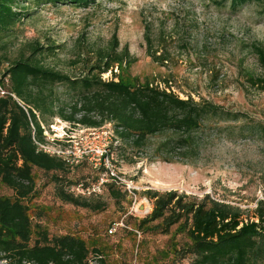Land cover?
Wrapping results in <instances>:
<instances>
[{"label": "rangeland", "instance_id": "1", "mask_svg": "<svg viewBox=\"0 0 264 264\" xmlns=\"http://www.w3.org/2000/svg\"><path fill=\"white\" fill-rule=\"evenodd\" d=\"M218 1L92 0L88 7H76L69 2L18 0L16 8L28 10L29 15L15 27L8 48L10 58L18 54L21 43L30 40L41 45L62 44L63 51L46 58L45 63L79 75L86 65L84 60L93 58L92 50L105 46L116 34L119 48L127 46L135 59L125 71L129 76H154L160 87L168 84L181 98H204L245 116L199 128L194 132L197 153L184 162L167 163L153 156L160 136L151 137L143 150L132 152L136 155L110 148L113 160L107 165L120 172L131 192L125 200H116L101 189L91 199L102 204L98 211L61 201L53 184L39 173L37 192L30 202L33 220L43 223L51 233H73L92 245L97 243L104 261L91 255L89 264H151L152 255L166 249L169 235L132 233L134 219L151 211V202L142 197L147 189L177 190L197 199L208 194L241 208L244 219L253 218L257 201L264 200V142L257 130L264 124V91L251 86L245 76L246 70L261 73L252 44L264 47V0L236 10L228 2ZM145 29L156 55L164 54L166 60L153 61L147 55ZM113 72L118 73L119 68ZM102 78H112V72L103 73ZM55 92L58 102L69 101L62 87L57 86ZM50 124L44 125V133L59 140L50 147L79 155L80 163L70 177L82 182L96 177L95 163L102 162V158L97 159L101 150L120 146L108 122L96 128L73 127L54 117ZM141 204L145 210L139 209ZM159 261L188 264L187 258L174 256Z\"/></svg>", "mask_w": 264, "mask_h": 264}, {"label": "trees", "instance_id": "2", "mask_svg": "<svg viewBox=\"0 0 264 264\" xmlns=\"http://www.w3.org/2000/svg\"><path fill=\"white\" fill-rule=\"evenodd\" d=\"M45 1L69 2L76 7H88L92 2ZM261 1L216 3L228 2L236 10L246 3ZM17 5L18 0H0V261L89 264V257L95 255L103 262L97 243L92 245L73 233H51L43 223L33 220L30 202L37 192V178L39 173L46 176L61 201L96 211L103 206L91 199L101 189L105 188L116 200H125L129 194L126 185L110 174L103 161L92 182L71 178L70 173L80 160L69 163L62 155L41 149L39 144L49 143L44 125L48 127L54 117L73 127L96 128L110 123L113 137L120 142V146H109L106 156L111 160L110 148L141 151L151 137L160 136L152 149L153 156L175 163L197 153L194 132L199 128L245 116L204 98H181L168 84L160 87L154 76L142 79L129 76L125 71L135 59L127 46L119 48L116 34L105 46L92 50L93 58L84 60L86 65L79 75L45 63L46 58L63 51L62 44L41 45L30 40L21 43L18 54L10 58L8 48L15 27L29 15L28 10L16 8ZM144 40L147 55L153 61L167 59L164 54L156 55L148 29L144 31ZM252 51L261 73L246 70L245 76L251 86L264 91V47L253 43ZM116 66L118 73L113 72ZM108 71L112 72V78L103 79L102 74ZM57 86L69 96L68 102H58ZM257 130L264 142V124H259ZM116 174L120 176V172ZM100 177L104 180L99 191L83 192V188L96 184ZM78 184L81 189H77ZM3 189L11 193H4ZM142 197L151 202L152 208L144 217L134 219L132 233L169 235L166 249L157 250L151 264H160L161 258L170 256L187 258L188 264H264V200L257 201L253 218L244 219L241 208L208 194L197 199L177 190L147 189ZM109 231L112 232V227Z\"/></svg>", "mask_w": 264, "mask_h": 264}, {"label": "built area", "instance_id": "3", "mask_svg": "<svg viewBox=\"0 0 264 264\" xmlns=\"http://www.w3.org/2000/svg\"><path fill=\"white\" fill-rule=\"evenodd\" d=\"M51 125V124H50ZM45 132V131H44ZM45 134V133H44ZM46 135V134H45ZM47 136V135H46ZM47 139L49 140V143L47 144H39V147L41 149H43L44 151L46 152H49V153H55V154H58V155H62V157L69 163H75L77 162L78 160V156L77 154H74V156H72L70 154V152L68 151H65V150H62V149H57V148H54V147H50L51 144H57L56 141L58 140L57 138H49V136H47ZM59 141V140H58ZM108 150H101L100 151V156L97 157L98 161L102 158V161L104 162L105 164V167L106 165L109 163L110 164V161L109 159L107 158L106 156V153H107ZM107 161V162H106ZM101 164V162H96L95 163V166L98 167L99 165ZM107 169L110 170V174L113 175V176H116L121 182L123 181L120 177L121 176H117V174L115 173V170L113 168H109V166L107 165L106 167ZM103 177H100L98 182L96 184H93L91 187H86L85 189L83 188V192H87L89 193L90 191H99L100 190V184L103 182ZM81 184H78L77 186V189H81ZM128 192H131L130 190V187L126 186ZM110 232V231H109Z\"/></svg>", "mask_w": 264, "mask_h": 264}, {"label": "water", "instance_id": "4", "mask_svg": "<svg viewBox=\"0 0 264 264\" xmlns=\"http://www.w3.org/2000/svg\"><path fill=\"white\" fill-rule=\"evenodd\" d=\"M139 209H141V210H145V206H144V204H141V205L139 206Z\"/></svg>", "mask_w": 264, "mask_h": 264}]
</instances>
